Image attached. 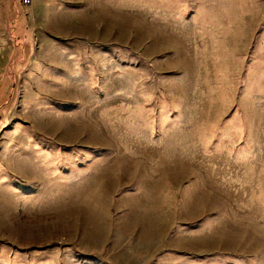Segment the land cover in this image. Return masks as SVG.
<instances>
[{
	"label": "rangeland",
	"instance_id": "1",
	"mask_svg": "<svg viewBox=\"0 0 264 264\" xmlns=\"http://www.w3.org/2000/svg\"><path fill=\"white\" fill-rule=\"evenodd\" d=\"M0 264H264V0H0Z\"/></svg>",
	"mask_w": 264,
	"mask_h": 264
},
{
	"label": "built area",
	"instance_id": "2",
	"mask_svg": "<svg viewBox=\"0 0 264 264\" xmlns=\"http://www.w3.org/2000/svg\"><path fill=\"white\" fill-rule=\"evenodd\" d=\"M25 2H30V0H25Z\"/></svg>",
	"mask_w": 264,
	"mask_h": 264
}]
</instances>
